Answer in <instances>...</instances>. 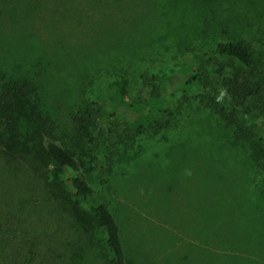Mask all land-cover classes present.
I'll list each match as a JSON object with an SVG mask.
<instances>
[{"label":"rangeland","instance_id":"rangeland-1","mask_svg":"<svg viewBox=\"0 0 264 264\" xmlns=\"http://www.w3.org/2000/svg\"><path fill=\"white\" fill-rule=\"evenodd\" d=\"M214 41L264 63V0H0V83H35L45 133L113 213L127 264H264V160L211 107L228 70L200 54ZM88 106L90 144L74 125ZM246 122L264 139V115ZM0 135V264H107L102 234L28 159H6Z\"/></svg>","mask_w":264,"mask_h":264},{"label":"trees","instance_id":"trees-1","mask_svg":"<svg viewBox=\"0 0 264 264\" xmlns=\"http://www.w3.org/2000/svg\"><path fill=\"white\" fill-rule=\"evenodd\" d=\"M200 52L202 57L213 60L215 67L216 61L227 62V71L223 65L217 68L219 89L215 95L219 102L211 107L232 128L235 142L245 146L253 163L262 167L264 139L259 136L257 125L246 124V116L264 115V63L258 62L252 47L242 41H214L209 49ZM149 83L144 79V84ZM0 90V129L7 138L2 152L6 159H28L34 175L44 181L48 194L68 210L76 225L84 232L102 234L108 252L107 264H127L121 231L113 213L95 196L75 155L45 133L42 126L49 119L41 108L35 83L27 78L4 79ZM90 107L74 117L77 138L89 144L94 140ZM129 107L137 112L141 104ZM0 142H3L1 135Z\"/></svg>","mask_w":264,"mask_h":264}]
</instances>
